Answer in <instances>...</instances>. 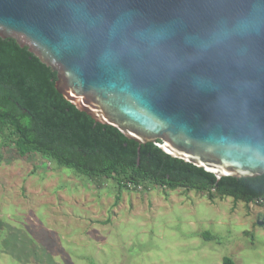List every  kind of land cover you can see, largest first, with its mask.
<instances>
[{
	"label": "water",
	"instance_id": "obj_1",
	"mask_svg": "<svg viewBox=\"0 0 264 264\" xmlns=\"http://www.w3.org/2000/svg\"><path fill=\"white\" fill-rule=\"evenodd\" d=\"M0 38L139 146L217 181L264 175V0H0Z\"/></svg>",
	"mask_w": 264,
	"mask_h": 264
},
{
	"label": "rangeland",
	"instance_id": "obj_2",
	"mask_svg": "<svg viewBox=\"0 0 264 264\" xmlns=\"http://www.w3.org/2000/svg\"><path fill=\"white\" fill-rule=\"evenodd\" d=\"M117 194L109 180L0 146V264H264V203L157 187Z\"/></svg>",
	"mask_w": 264,
	"mask_h": 264
},
{
	"label": "trees",
	"instance_id": "obj_3",
	"mask_svg": "<svg viewBox=\"0 0 264 264\" xmlns=\"http://www.w3.org/2000/svg\"><path fill=\"white\" fill-rule=\"evenodd\" d=\"M56 74L10 39L0 38V146L25 158L38 154L59 168L72 169L88 182L111 181L122 191L157 187L195 191L207 199L232 198L245 205L264 203V175L251 179L216 178L156 145L139 146L116 128L95 123L54 89ZM264 225V215L262 217ZM205 241H217L209 232ZM222 264H235L223 257Z\"/></svg>",
	"mask_w": 264,
	"mask_h": 264
}]
</instances>
